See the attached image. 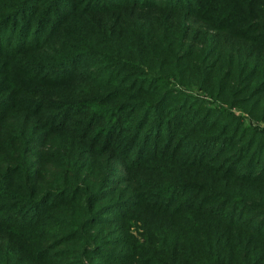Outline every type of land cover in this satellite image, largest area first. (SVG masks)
<instances>
[{
  "label": "trees",
  "instance_id": "trees-1",
  "mask_svg": "<svg viewBox=\"0 0 264 264\" xmlns=\"http://www.w3.org/2000/svg\"><path fill=\"white\" fill-rule=\"evenodd\" d=\"M0 264H264V0H0Z\"/></svg>",
  "mask_w": 264,
  "mask_h": 264
}]
</instances>
